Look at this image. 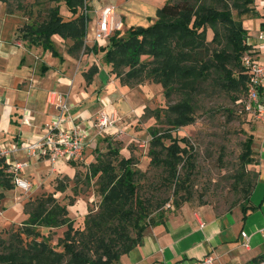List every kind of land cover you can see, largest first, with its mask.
<instances>
[{
	"label": "trees",
	"instance_id": "16d2710c",
	"mask_svg": "<svg viewBox=\"0 0 264 264\" xmlns=\"http://www.w3.org/2000/svg\"><path fill=\"white\" fill-rule=\"evenodd\" d=\"M0 1L6 4L8 10H13L10 4L17 0ZM33 2L38 6L37 10L43 3L54 2L55 5L47 9V17L40 23L32 21L33 15L28 13L30 22L21 27L18 38L29 39L45 49L55 50L52 38L58 34L73 41L69 47L72 53L84 48L88 17L81 13V8L86 0ZM62 2L68 5L71 12L68 18L61 12ZM254 2L170 0L158 10L159 19L153 25L132 28L128 37H119L117 32L111 36L108 47L103 49L111 71L124 84L132 87L149 80L162 84L167 99H171L175 93L181 94L177 102L166 108L169 127L165 131L156 126L150 127L152 139L149 155L153 165L162 166L164 179L174 186V193L183 197L182 192H185L182 201L192 196L190 181L195 169L193 146L188 144L187 137L179 138L173 131L195 122V96L212 76L218 78L226 90L233 91V99L243 111L248 76L242 56L251 49V44L248 30L241 19L234 17L233 9L236 8L239 15L246 14L254 11ZM263 26L264 23L261 24ZM208 27L213 29L211 42H216L217 47H210L205 33ZM142 54L149 57L142 60ZM86 78H90L87 73ZM252 140L251 134L244 141L240 154L241 169L233 175V188L241 190L244 195L239 205L244 219L257 209L251 196L259 172L256 171L253 177L246 170L248 165L259 163V157L258 160L254 158L257 152L252 147ZM181 142H185V146ZM137 163L133 156H124L116 147L98 153L96 162L88 166L84 181L91 183L92 179L96 180L101 201L94 214H87L84 228H75L68 204L60 203L55 193L37 194L28 199L25 203L28 217L23 221V227L10 230L7 239L0 233V263L113 264L119 260L142 242L148 226L163 221L169 212L159 204L153 214L152 202L140 197L138 192L142 178ZM181 165L185 173H181ZM7 167L1 157L0 185L9 188L13 186L11 177L14 173L5 172ZM75 180H81L79 170ZM65 188L64 184H60L56 191H64ZM175 206L180 208L181 203L176 201ZM64 226L67 227L62 238L64 248L60 251L39 228ZM39 235H43L40 241L36 239ZM262 263L264 254L244 264Z\"/></svg>",
	"mask_w": 264,
	"mask_h": 264
},
{
	"label": "crops",
	"instance_id": "0c3cea01",
	"mask_svg": "<svg viewBox=\"0 0 264 264\" xmlns=\"http://www.w3.org/2000/svg\"><path fill=\"white\" fill-rule=\"evenodd\" d=\"M164 1H91L90 9H85L88 17L85 46L75 53L69 49L73 41L58 34L53 36L55 50L18 38L21 27L30 22V18L20 10H8L6 4L0 1V148L6 147L10 151L16 146L19 148L0 158H4L8 174L12 172L11 164L15 161L28 162L21 176L31 184L30 191L26 192L16 185L14 175H9L13 186L7 188L0 185L1 235L8 233L13 223L28 217L25 213V203L29 199L27 194L47 192L53 188L55 179L63 176L75 179L80 168L78 163L82 161L88 168L96 162L99 152L116 147L113 140L135 133L133 125L144 116L148 105L154 98L161 100L164 97L160 83L146 82L132 87L124 84L111 71L104 55L103 49L110 41L95 39L99 13L105 5H114L129 29L146 26L158 16ZM255 5L260 30L264 20V0H255ZM140 14L145 18L140 19ZM254 43L250 42L251 45ZM86 73L90 75L89 79ZM51 92L63 95L68 104V110L62 115V125L71 127L76 122L86 129L87 145L80 162L61 158L51 163L44 156L31 155L21 149L23 143L39 140L59 115V102L55 97L50 98ZM101 111L119 117L117 123L105 132H100L94 125ZM150 127H147L149 133ZM252 135V147L259 156V177L251 196L257 209L244 219L240 206L220 212L210 203H184L179 209L168 212L163 221L148 226L142 242L113 264H188L208 254L215 256L214 264H244L264 254L262 122L257 121ZM242 231L249 236L248 247L242 243Z\"/></svg>",
	"mask_w": 264,
	"mask_h": 264
},
{
	"label": "rangeland",
	"instance_id": "374dc122",
	"mask_svg": "<svg viewBox=\"0 0 264 264\" xmlns=\"http://www.w3.org/2000/svg\"><path fill=\"white\" fill-rule=\"evenodd\" d=\"M86 1L81 8V13H85L86 6L90 9V4L93 0ZM168 1L170 0H165L163 3ZM52 5H55V3H43L42 6H39L40 9L37 10L38 6L33 0H17L10 4L11 8L21 10L25 16L31 13L33 15L31 20L36 23L46 19L47 9ZM253 6L254 11L241 15L238 14L236 8L233 9L234 17L241 19L244 27L248 30V39H251V43L256 42L255 39L260 25V18L255 12V2ZM61 12L66 18L71 15L65 2L61 4ZM139 18L143 19L145 17L140 14ZM158 19L159 16H156L146 26L142 27H149ZM138 21L140 20L138 19ZM193 24L194 18L192 19ZM132 28L128 29L127 25H124L123 29L118 32V36L128 37ZM205 33L207 40L210 41V47H217L216 42H211L214 36L213 29L211 27L205 28ZM148 57V54L141 55L142 60ZM146 82L153 81L147 80L143 83ZM203 84L202 89L195 96V122L173 131V134L179 138L187 137L188 144L193 146L195 169L191 175L190 189L192 196L189 200L182 201L185 196L184 191L182 192L183 197L174 193V186L167 184L164 179L165 173L162 166L153 165L148 154L151 139L147 129L148 125L156 126L160 130L165 131L169 127L166 122V114L168 113L166 108L177 102L181 94L175 93L171 99H167L165 95L161 100L154 98L150 103L151 105H148L144 116L133 125L135 133L130 134L127 138L113 140L116 147L122 148L121 153L124 156H133L137 160L136 166L141 169L140 177L142 178L138 193L140 197L152 202L153 207L151 210H153V214H155L159 204L163 205L165 211L171 212L179 209L175 206L176 201L180 202L181 205L187 202L192 204L210 203L220 212L239 206L243 201L244 195L242 191L233 188V175L237 170L241 169L240 154L243 151V143L252 134L257 121L254 117L241 110V107L233 99V91L226 90L218 78L212 76ZM166 142L169 143L170 141L166 140ZM181 145L185 146V142H181ZM107 150L104 149L102 152ZM257 154H254V158L258 160L259 156ZM78 164L80 165L78 170L81 180H71L63 176L55 179L51 190L40 194L55 193L60 203L69 205L70 217L74 220L75 228H84L87 214L90 212L94 214L98 210L101 197L97 192L95 179H92L91 183H85L84 181L87 166L82 161ZM180 168L181 173H185L182 165ZM246 170L253 177L256 171L259 172L258 165L255 164L248 165ZM61 182L65 185V190L56 191V187ZM36 195L29 193L27 198L30 199ZM70 202L74 204L70 205ZM23 221L25 220L13 223L11 229H9L13 230L18 226L23 227ZM66 228L64 226L53 229L41 227L39 229L46 235L49 242L57 250L61 251L64 248L62 238ZM9 232L2 234V237L7 239ZM36 239L42 240L43 235L37 236Z\"/></svg>",
	"mask_w": 264,
	"mask_h": 264
},
{
	"label": "built area",
	"instance_id": "2783aa9c",
	"mask_svg": "<svg viewBox=\"0 0 264 264\" xmlns=\"http://www.w3.org/2000/svg\"><path fill=\"white\" fill-rule=\"evenodd\" d=\"M123 27L124 20L117 12L116 7L112 4L105 5L99 13L95 39L97 41H110L111 36L120 32ZM256 39V43L251 45V49L242 56V64L248 76V89L243 101V111L264 124V26L258 31ZM54 97L59 102V115L54 118L48 130L39 140L29 144L23 143L21 149L31 155L44 156L51 163H55L61 158L80 161L84 157L87 145L86 129L76 122L71 127H64L61 120L64 112L68 110V104L63 99V95L51 92L50 98ZM97 119L98 122L94 125L100 132H105L109 127L117 123L119 117L115 114L112 115L101 111ZM17 150H19L17 146L11 151L9 148L1 147L0 156H7L12 151L16 152ZM28 165V162L20 160L11 164L16 185L25 191L31 189V184L21 176V172ZM241 235L243 237V245L248 247L250 243L247 232L242 231ZM214 262L215 256L208 254L188 264H214Z\"/></svg>",
	"mask_w": 264,
	"mask_h": 264
}]
</instances>
